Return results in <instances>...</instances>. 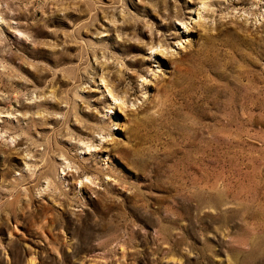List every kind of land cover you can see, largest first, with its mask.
<instances>
[{"label":"rangeland","instance_id":"374dc122","mask_svg":"<svg viewBox=\"0 0 264 264\" xmlns=\"http://www.w3.org/2000/svg\"><path fill=\"white\" fill-rule=\"evenodd\" d=\"M0 264H264V0H0Z\"/></svg>","mask_w":264,"mask_h":264},{"label":"bare ground","instance_id":"6f19581e","mask_svg":"<svg viewBox=\"0 0 264 264\" xmlns=\"http://www.w3.org/2000/svg\"><path fill=\"white\" fill-rule=\"evenodd\" d=\"M154 48H155L154 46L153 47H150V49H154ZM101 81L104 82V84H105V81H104L103 77H101ZM106 88L107 89L109 88L108 89V93L111 95V97H112V99L114 101H118L121 104H124V97L119 96L118 93L114 91L115 89L113 88L112 84L107 83L106 84ZM90 147H91V145L90 146H88V145L86 146L87 149H90Z\"/></svg>","mask_w":264,"mask_h":264}]
</instances>
